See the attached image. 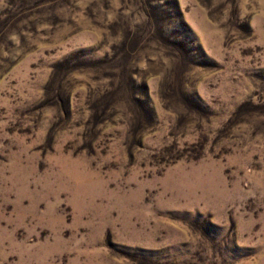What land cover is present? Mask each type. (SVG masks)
I'll use <instances>...</instances> for the list:
<instances>
[{
    "label": "rangeland",
    "instance_id": "1",
    "mask_svg": "<svg viewBox=\"0 0 264 264\" xmlns=\"http://www.w3.org/2000/svg\"><path fill=\"white\" fill-rule=\"evenodd\" d=\"M0 264H264V0H0Z\"/></svg>",
    "mask_w": 264,
    "mask_h": 264
}]
</instances>
